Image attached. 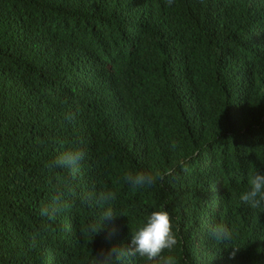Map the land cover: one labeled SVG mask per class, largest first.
Wrapping results in <instances>:
<instances>
[{
    "label": "trees",
    "instance_id": "16d2710c",
    "mask_svg": "<svg viewBox=\"0 0 264 264\" xmlns=\"http://www.w3.org/2000/svg\"><path fill=\"white\" fill-rule=\"evenodd\" d=\"M256 173L264 0H0V264H94L162 207L177 264H264V207L240 199ZM101 191L117 216L96 234Z\"/></svg>",
    "mask_w": 264,
    "mask_h": 264
},
{
    "label": "clouds",
    "instance_id": "9594fccd",
    "mask_svg": "<svg viewBox=\"0 0 264 264\" xmlns=\"http://www.w3.org/2000/svg\"><path fill=\"white\" fill-rule=\"evenodd\" d=\"M84 158L81 150H73L64 153L50 164V167L72 168L79 164ZM157 180V176L148 172L140 171L135 174H128L126 181L132 187L152 186ZM98 206H105V210L97 224L90 226V230L96 234L101 231L106 219L115 214V209L111 207L113 194L111 192H98L88 196ZM241 201L252 208L264 207V174L256 173L249 181L246 191L241 194ZM47 212V210H44ZM123 216V215H120ZM211 237L216 241H228L232 237V232L223 225H213L210 229ZM178 245V235L175 230V222L172 215L166 208L152 211L138 229L129 236V242L120 250H113L102 255H95L94 264H125L127 258L139 257L145 264H177L174 256H163L165 250H172ZM238 249V248H234ZM235 251L230 255L235 256Z\"/></svg>",
    "mask_w": 264,
    "mask_h": 264
}]
</instances>
